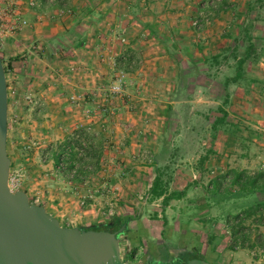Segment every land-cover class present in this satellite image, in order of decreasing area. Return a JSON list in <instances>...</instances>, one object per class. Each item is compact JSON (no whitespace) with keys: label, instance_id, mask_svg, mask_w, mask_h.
Listing matches in <instances>:
<instances>
[{"label":"rangeland","instance_id":"374dc122","mask_svg":"<svg viewBox=\"0 0 264 264\" xmlns=\"http://www.w3.org/2000/svg\"><path fill=\"white\" fill-rule=\"evenodd\" d=\"M29 1L0 2L9 11L5 24L14 26L0 58L10 175L19 190L38 204L51 195L59 205L62 194L69 205L65 196H74L65 207L72 220L59 221L66 227L131 218L129 226L140 233L133 256L143 257L132 258L121 238L124 264H143L147 244L150 252L168 254L177 242L211 264H264L258 247L233 243L219 211L204 206L205 186L216 176L264 168V53L248 70L262 83L223 85L234 71L233 52L242 55L246 45L239 24L250 23L257 49H264V0H224L223 10L209 5L220 0H65L63 9L48 12ZM24 10L37 14L34 24ZM89 10L92 22L73 29ZM79 34L86 35L83 43ZM124 52L134 56L131 72L115 63ZM218 53L228 56L220 65L190 62L189 56ZM218 107L227 111V123L213 132ZM76 128L101 138L103 148L99 168H85L81 181L73 172L59 177L52 161L41 157L48 144ZM155 167L165 168L168 191L182 174L186 195L166 206L161 198L150 200ZM258 232L264 234V226Z\"/></svg>","mask_w":264,"mask_h":264},{"label":"trees","instance_id":"16d2710c","mask_svg":"<svg viewBox=\"0 0 264 264\" xmlns=\"http://www.w3.org/2000/svg\"><path fill=\"white\" fill-rule=\"evenodd\" d=\"M263 2V0H258ZM52 5L55 4V0L49 4L47 0H42L41 4ZM264 3V2H263ZM210 7L223 10L225 7V1L211 2ZM264 5V4H263ZM59 8L63 9V3L59 0ZM93 11L89 10L80 14L74 23L73 29H80L84 25H88L92 22ZM86 20H83V18ZM242 33V40L246 42L242 55H238L235 51L232 57L235 60L233 67V74L224 78L223 85L225 88L229 84L240 85L243 81L248 83H262L260 78L248 76V70L250 66L257 65L261 56L264 53L263 50H258L251 35V24H239L238 26ZM152 32L151 30H149ZM225 36L232 37L233 34L227 32ZM77 42L83 43L86 39L85 34H79ZM81 40V41H80ZM264 45V44H263ZM223 50V52L228 51ZM236 50V48L234 49ZM191 57L190 62L198 63L203 62L209 67L220 65L221 58L228 59L226 54L218 53L213 56H203L198 60H194ZM134 57L127 53L120 54L115 63L119 69L124 72H131L134 70L133 66ZM6 72V68H5ZM195 75H198L195 72ZM182 80V79H181ZM184 84V83H183ZM182 84V85H183ZM187 86V84H186ZM227 101V96L224 99V103ZM218 111L221 113L217 116L211 125V129L215 132L219 127L225 125L227 122V111L222 107H218ZM214 137V133L212 134ZM102 143L101 138L97 136L92 138L87 135L84 128H76L73 130L71 136H68L63 141H57L50 143L46 148L41 150V157L43 162L48 160L52 161L54 168L62 176L70 175L73 172V179L75 181H81L82 173L88 166L92 169L99 168V160L102 155ZM205 158H201L203 161ZM165 168L155 167V176L147 195L150 200L162 199V204L167 205L172 199L179 200L186 195L188 186L181 191H168V181L163 180ZM194 185V184H193ZM205 202L204 206L215 207L219 211V216L224 220L225 227L229 231L232 241L241 247L254 248L258 247L261 254L264 255V234L258 232L260 226H264V168L257 169L252 173L246 170H227L222 175L216 176L210 180L205 186ZM208 203V204H207ZM131 218L126 216H110L107 220L101 224L81 226L84 230H104L119 235L123 238L128 247L131 246L132 252L130 256H133L136 251V243L140 236V233L135 231L129 226ZM166 224V221H163ZM255 231L253 240H251L252 233ZM147 248H150V244H147ZM147 249V250H148ZM175 252L173 257L171 254H160L162 257H170L171 264H186V262L197 256L192 250L186 248L183 244L177 242L172 248ZM186 254L185 258L182 257ZM149 256V255H148ZM159 264L157 260H153L152 263ZM211 264V263H210Z\"/></svg>","mask_w":264,"mask_h":264},{"label":"water","instance_id":"95a60500","mask_svg":"<svg viewBox=\"0 0 264 264\" xmlns=\"http://www.w3.org/2000/svg\"><path fill=\"white\" fill-rule=\"evenodd\" d=\"M7 83L0 58V264H124L121 237L104 230L66 227L32 203L24 190L9 189ZM186 264H210L192 258Z\"/></svg>","mask_w":264,"mask_h":264},{"label":"crops","instance_id":"0c3cea01","mask_svg":"<svg viewBox=\"0 0 264 264\" xmlns=\"http://www.w3.org/2000/svg\"><path fill=\"white\" fill-rule=\"evenodd\" d=\"M62 3H63V5H65V3H66V1L65 0H60ZM36 2L40 5V6H47V8H45L44 10H45V12H48V11H50L51 9H59V6H58V3H59V0H55V4H52V5H47L46 3L43 5V4H41V2H42V0H36ZM22 3V2H21ZM23 7V6H22ZM42 11V10H41ZM23 14H24V16L26 17V18H28L32 23H33V20H35V19H37V14L36 13H33V12H29L28 10H24L23 12H22ZM34 24V23H33ZM36 29V28H35ZM35 29H33V30H35ZM128 55L130 54V52H128L127 53ZM130 56H132V55H130ZM132 57H134V56H132ZM190 80V79H189ZM201 83V82H200ZM201 89H204V87H202ZM207 94H205V92L203 93V95L202 96H206ZM196 96H200L199 94H196ZM213 97V96H212ZM188 98L189 97H187L184 101H188ZM215 98H217L216 97V95H215ZM207 101H208V98H207ZM212 103H214V101L212 102ZM187 112H189L190 113V111L189 110H187ZM53 167H54V165H53ZM62 175H60L59 174V177H61ZM184 179V176H182V174H179V175H176L175 176V178L173 179V191H181V190H183L184 188H185V186H187L188 184H189V182L188 183H183V180ZM193 179H196V176L195 175H193ZM190 182H191V180H189ZM183 183V184H182ZM194 186H195V184H194ZM194 188H196V187H194ZM65 196V195H64ZM59 197H60V200H61V205L59 204V205H57V204H55L53 201H52V197H51V195H45V197H44V199L43 200H41V202H40V204H42L43 206H45V208H46V210H47V212L48 213H50L51 215H53L54 217H56L59 221H61L62 219H64L63 217H66L65 216V214H66V212H67V207L69 206V209H70V206H71V203H72V201L74 200V196H69V195H66L65 196V198H66V200L67 201H69L70 200V204L69 205H67V203L66 202H64L65 200L63 199L64 197H63V195L62 194H59ZM178 201V200H177ZM63 203V204H62ZM66 207V208H65ZM60 217H62V218H60ZM66 220L67 221H71L72 220V217H70V216H67L66 217ZM73 221H74V219H73ZM103 223V222H102ZM73 225H76V226H87V225H81V224H79V223H77V222H75ZM88 226H90V225H88ZM137 251V250H136ZM149 255V256H148ZM157 255V256H156ZM159 255V253H153V252H150L149 250H147L145 253H144V262H143V264H148V263H152L153 262V260H158V256ZM154 256H156L155 258H154ZM139 258V257H143V256H133L132 258ZM219 256H218V254H216L215 255V258H216V262H218L217 260V258H218ZM262 257H264V256H262ZM134 258V259H135ZM136 260V259H135ZM237 264H242L241 262H236ZM214 264H216V263H214Z\"/></svg>","mask_w":264,"mask_h":264},{"label":"built area","instance_id":"2783aa9c","mask_svg":"<svg viewBox=\"0 0 264 264\" xmlns=\"http://www.w3.org/2000/svg\"><path fill=\"white\" fill-rule=\"evenodd\" d=\"M53 1L54 0H47V2H49V4H51ZM0 2H1V0H0ZM37 4L38 3L36 2V0L29 1V5L32 7L37 6ZM7 13H9V11L8 10L6 11V9H4L0 6V49L2 48L3 41L5 40V38L11 34L10 30L12 31L14 28V26L7 27V25L5 24V19L7 17H9ZM21 23H25V22L22 20ZM118 87H119V85H114L112 87L113 88L112 91L116 92L118 90ZM19 187H20V185H19L18 179L11 178V175H10V177H9V189L12 192H15V191L19 190ZM30 202L38 204L39 200L37 198V199H34L33 201H30Z\"/></svg>","mask_w":264,"mask_h":264},{"label":"flooded vegetation","instance_id":"af4514ba","mask_svg":"<svg viewBox=\"0 0 264 264\" xmlns=\"http://www.w3.org/2000/svg\"><path fill=\"white\" fill-rule=\"evenodd\" d=\"M168 254H171L173 257H176L175 255V252L173 251L172 253H168ZM157 256V255H156ZM156 256H154V258L156 257ZM159 257H158V260H157V262L159 263V264H171V259H169L170 257H168V258H166L165 256L164 257H162V256H160V255H158Z\"/></svg>","mask_w":264,"mask_h":264}]
</instances>
